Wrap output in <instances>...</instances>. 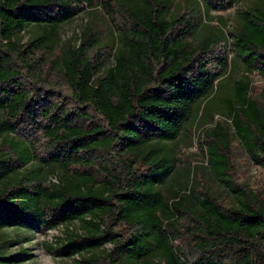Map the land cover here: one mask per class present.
Instances as JSON below:
<instances>
[{"label": "trees", "instance_id": "1", "mask_svg": "<svg viewBox=\"0 0 264 264\" xmlns=\"http://www.w3.org/2000/svg\"><path fill=\"white\" fill-rule=\"evenodd\" d=\"M230 1L205 0L215 10ZM95 3L124 20L111 64L105 53H89L96 36L86 27L79 45L61 52L60 75L47 76L37 55ZM172 7L173 0H0V231L65 226L47 250L80 264H187L186 252L190 264H264V102L249 80L234 83L227 115L260 181L235 180L227 138L215 129L208 166L232 201L191 183L169 196L161 190L174 166L167 144L226 65L224 57L209 67L220 40L210 34L192 44L199 19ZM27 26L44 31L15 43ZM232 39L246 72L264 80V0L240 13ZM21 131L44 138L45 155L17 139ZM34 160L38 166L27 167ZM43 168L59 173L56 183L44 184ZM74 222L80 231L69 229ZM6 251L0 242V264H23Z\"/></svg>", "mask_w": 264, "mask_h": 264}, {"label": "rangeland", "instance_id": "2", "mask_svg": "<svg viewBox=\"0 0 264 264\" xmlns=\"http://www.w3.org/2000/svg\"><path fill=\"white\" fill-rule=\"evenodd\" d=\"M255 0H231L229 5L221 10L206 7L205 0H173L172 13L191 19H199L196 32L188 38L192 44L207 35L214 34L216 46L209 52V67L216 68L217 58H226V65L219 74L215 87L210 95L202 99L195 107L191 118L182 130L179 138L167 144L169 154L173 160V172L169 181L161 188L167 196L174 191H187L191 183L197 190L207 191L224 202L232 201L229 191L213 176L208 166L207 145L211 138L208 134L217 129L223 133L228 141L231 155L234 178L239 183L254 187L261 179V173L253 167L248 159L243 144L237 138L231 119L227 115L228 100L233 95L234 83L247 79L255 94L264 102V80L257 73H248L237 57L232 34L239 22V15ZM124 20L119 16L111 19L99 3L80 12L72 21L62 25L56 32L41 58V63L47 76L56 78L60 75L61 52L67 47H77L81 33L86 27H91L96 36V45L89 51L105 53L106 64L112 62L108 51L114 52L120 45L119 29ZM44 30L36 26H27L26 29L13 37L17 44L25 45L35 39ZM17 139H22L33 145L41 157L46 152V141L39 134L21 131ZM27 167L38 166L37 161L30 162ZM40 166V165H39ZM44 169V168H43ZM45 185L56 183L59 173H51L44 169ZM188 183V185L186 184ZM65 226H59L49 231H24L18 229H3L0 231V242H6V254L11 255L23 264H80L78 256L72 258H57L48 252L54 248L59 240L65 237ZM70 230L80 231V224L74 222ZM119 230V229H118ZM179 241H175L177 245ZM111 245L103 247L111 249ZM187 250V249H186ZM187 264L193 259V254L186 252Z\"/></svg>", "mask_w": 264, "mask_h": 264}]
</instances>
